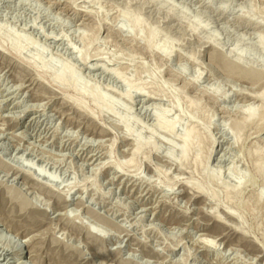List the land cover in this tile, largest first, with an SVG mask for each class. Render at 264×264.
<instances>
[{
	"label": "rangeland",
	"instance_id": "374dc122",
	"mask_svg": "<svg viewBox=\"0 0 264 264\" xmlns=\"http://www.w3.org/2000/svg\"><path fill=\"white\" fill-rule=\"evenodd\" d=\"M258 164L264 0H0V264H264Z\"/></svg>",
	"mask_w": 264,
	"mask_h": 264
},
{
	"label": "bare ground",
	"instance_id": "6f19581e",
	"mask_svg": "<svg viewBox=\"0 0 264 264\" xmlns=\"http://www.w3.org/2000/svg\"><path fill=\"white\" fill-rule=\"evenodd\" d=\"M135 22V21H134ZM133 22V23H134ZM139 20L137 21L136 20V22H135V24H133L135 27H138L139 26ZM141 26V25H140ZM139 26V27H140ZM81 60V59H80ZM87 62V61H86ZM59 73V72H58ZM62 73V72H61ZM110 74V73H109ZM57 78L59 79V80H61V75H58L57 76ZM76 82V81H75ZM94 99H95V101L98 103V104H100V105H102V106H104V107H106V108H109L110 107V104L108 103V102H106L103 98H101L100 96H94ZM74 105H76V104H74ZM103 107V108H104ZM252 117H253V114L250 112V113H248L247 114V117H246V119H245V121H247L248 119H252ZM157 122H158V125L161 127V128H164V123H163V121L161 120V119H159V118H157ZM239 126L240 125H237L236 127H235V131H237L238 132V128H239ZM170 129H171V127H169ZM168 129V128H167ZM166 129V130H167ZM126 132V131H125ZM128 132H129V130H127V134H128ZM189 136L190 135H187L186 136V140H188V138H189ZM191 138V137H190ZM135 146H136V150H140L141 148H142V143L140 142V140L138 139V138H136L135 139ZM185 147H186V145H185ZM184 147V149H183V151H182V153H181V156L183 155H185V153H186V148ZM184 158H185V156H184ZM92 159V158H91ZM207 169V168H206ZM255 170H256V172L264 179V170H263V167L261 166V165H256L255 166ZM209 177V176H208ZM212 182H216V180H217V177H215V176H211L210 178H209ZM226 193V192H225ZM207 197V196H206ZM10 242V241H9ZM10 244V243H9ZM8 244V246L11 248V250H14V245L13 246H11V244L9 245ZM21 252V251H20ZM19 254L20 253H18V250L17 251H15V256L17 257V258H19L20 256H19ZM23 255H24V258L26 259L27 258V255H28V253L26 252V251H24V253H23ZM20 259H17V262L19 261ZM22 264V263H21Z\"/></svg>",
	"mask_w": 264,
	"mask_h": 264
}]
</instances>
